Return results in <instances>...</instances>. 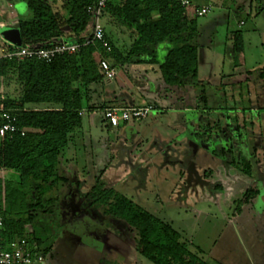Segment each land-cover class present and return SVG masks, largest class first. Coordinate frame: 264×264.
<instances>
[{"label":"rangeland","instance_id":"rangeland-1","mask_svg":"<svg viewBox=\"0 0 264 264\" xmlns=\"http://www.w3.org/2000/svg\"><path fill=\"white\" fill-rule=\"evenodd\" d=\"M5 2L15 14L29 16L23 0ZM193 4L211 7L192 24L195 82L165 87L152 67L150 77L159 82L148 87L139 71L128 74L133 65L128 64L114 66L111 81L92 84L94 100L141 93L149 102L144 106L154 109L116 132L101 108L84 103L81 127L59 158V175L67 181L57 190L54 217L39 218L24 230L37 242L42 264H78L81 254L92 251L85 246L103 251L93 258L98 264H152L133 249L132 233L122 222L106 218L100 205L87 200L97 180L170 225L203 259L264 264V0ZM103 24L112 43L126 52L133 33L106 18ZM236 33L243 41L238 70L232 53ZM1 48L7 45L0 37ZM13 82L12 91L17 90ZM1 87L5 90L8 81L0 85V96ZM9 205L0 201V215L12 216L17 204ZM3 241L0 234L1 247Z\"/></svg>","mask_w":264,"mask_h":264},{"label":"trees","instance_id":"trees-1","mask_svg":"<svg viewBox=\"0 0 264 264\" xmlns=\"http://www.w3.org/2000/svg\"><path fill=\"white\" fill-rule=\"evenodd\" d=\"M23 1L29 16L18 17V28L22 47L32 49L46 48L59 40L82 43L91 23L87 7L98 0ZM196 17L195 7H182L177 0H105L100 20L110 52L94 43L50 62L36 58L0 59V85L11 80L17 84L16 98H0L3 109L15 114L17 127V132L0 138V201L12 208L17 204L9 218L0 215L3 248L25 237L28 249L38 252L37 242H31L24 230L39 218L54 217L59 202L57 190L67 181L58 172L60 155L81 127L84 103L88 105L91 99L90 86L104 79L98 56L112 68L122 64H155L165 87L195 82L198 54L192 24ZM104 18L133 33L126 52L121 53L112 43ZM242 42L241 34L232 36L234 67L238 66ZM87 198L91 205L103 208L106 218L125 225L132 233L133 249L152 264H220L190 250L170 225L128 198L118 196L100 180L91 187Z\"/></svg>","mask_w":264,"mask_h":264},{"label":"built area","instance_id":"built-area-1","mask_svg":"<svg viewBox=\"0 0 264 264\" xmlns=\"http://www.w3.org/2000/svg\"><path fill=\"white\" fill-rule=\"evenodd\" d=\"M182 7H195L197 17L204 16L211 11L210 6H195L193 0H177ZM105 6V0H98L94 5L87 7V13L91 16V23L86 30V35L82 43L66 42L65 40L56 41L53 45L46 48H25L14 47L6 43L7 48L0 50V59H15L22 61L28 58H36L50 62L57 56L74 54L79 51L81 46L98 43L106 52H110L111 47L105 38L104 29L100 16ZM99 69L103 74L104 80L110 81L115 74L108 61L100 55L97 58ZM154 106L148 104L145 106L133 107H107L103 110V120L111 128H118L131 120H138L146 117ZM16 116L11 111L3 109L0 105V138L17 132ZM23 135L24 131H20ZM1 227V220H0ZM44 257L38 252H32L28 249L25 237L11 242L7 249L0 246V264H42Z\"/></svg>","mask_w":264,"mask_h":264},{"label":"crops","instance_id":"crops-1","mask_svg":"<svg viewBox=\"0 0 264 264\" xmlns=\"http://www.w3.org/2000/svg\"><path fill=\"white\" fill-rule=\"evenodd\" d=\"M254 1V0H251ZM256 1V0H255ZM56 6H58L57 3H55ZM11 6L9 4H7L5 2V0H0V26H13V27H18V20H19V14H15L13 10H11ZM62 14L67 17V12L66 11H62ZM155 17V16H154ZM239 24H241L239 22ZM123 33L121 32V34H119L118 38L120 40L123 39ZM61 39H64L62 37H60ZM120 51V50H119ZM128 64H122V65H118L120 67H126ZM240 65V64H239ZM152 67H157V65L155 66V64L152 63H141V64H133L131 65V68L128 72L129 75H131L130 73L132 72V74H135V72H138V74L140 75V77H145L146 78V84L148 87H151L152 85L154 86V83L159 82V78H151V72H149V69H152ZM237 70L239 69L238 67L236 68ZM127 74V75H128ZM157 77V76H156ZM105 82H108L107 80H103ZM111 81V80H110ZM13 81L8 82V87L3 90V88L1 87L2 90V96H0V98H9V99H14L17 97V91L16 90H11L10 89V84ZM14 83V82H13ZM119 86V85H118ZM90 105L89 106L90 109H94L95 107H99L101 108V106H107V107H133V106H144V104H147L149 102L146 101V98L144 95H138V96H134L131 98H126L124 96H116L114 94H110V95H102L101 100H94L95 98L93 96H95V92H96V88H92V85L90 86ZM93 94V95H92ZM144 94V93H143ZM97 99V98H96ZM99 99V98H98ZM94 101V102H93ZM101 110L103 111L104 108L102 107ZM84 112V109L83 111ZM125 123L121 124L118 128H115V131L118 132L119 128H124L125 127ZM115 236V235H114ZM117 237V236H115ZM98 241V240H96ZM85 248H88L89 250H92L89 253H83L81 254V257L77 258V263L78 264H98L97 262L93 261V258H96V260L100 257H102L103 255V251L100 250H94L93 247L91 246H85ZM102 248V246H101ZM132 248V247H131ZM75 254L76 251H73L72 253V258H75ZM92 257V258H91ZM43 263V262H42ZM52 264V262L50 263Z\"/></svg>","mask_w":264,"mask_h":264},{"label":"water","instance_id":"water-1","mask_svg":"<svg viewBox=\"0 0 264 264\" xmlns=\"http://www.w3.org/2000/svg\"><path fill=\"white\" fill-rule=\"evenodd\" d=\"M0 37L4 42L14 47L22 46V39L18 27L0 26Z\"/></svg>","mask_w":264,"mask_h":264}]
</instances>
